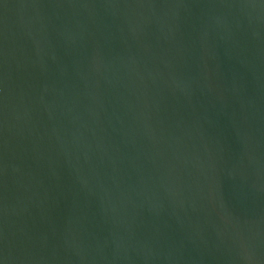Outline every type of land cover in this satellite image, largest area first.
Masks as SVG:
<instances>
[{"label": "water", "instance_id": "obj_1", "mask_svg": "<svg viewBox=\"0 0 264 264\" xmlns=\"http://www.w3.org/2000/svg\"><path fill=\"white\" fill-rule=\"evenodd\" d=\"M0 264H264V0H0Z\"/></svg>", "mask_w": 264, "mask_h": 264}]
</instances>
